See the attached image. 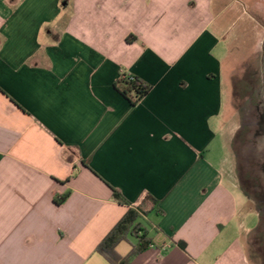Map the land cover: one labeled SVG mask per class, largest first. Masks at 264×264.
I'll return each instance as SVG.
<instances>
[{
    "label": "crops",
    "instance_id": "obj_1",
    "mask_svg": "<svg viewBox=\"0 0 264 264\" xmlns=\"http://www.w3.org/2000/svg\"><path fill=\"white\" fill-rule=\"evenodd\" d=\"M122 72L151 86L137 105ZM237 102L263 109L264 0H0V264H111L145 195L130 264H264Z\"/></svg>",
    "mask_w": 264,
    "mask_h": 264
},
{
    "label": "trees",
    "instance_id": "obj_2",
    "mask_svg": "<svg viewBox=\"0 0 264 264\" xmlns=\"http://www.w3.org/2000/svg\"><path fill=\"white\" fill-rule=\"evenodd\" d=\"M116 86V89L133 106L141 102L151 89L150 85L127 72L120 74ZM243 132V129H241L233 142V149L238 160L240 182L245 192L255 201L261 202L264 199V181L260 176L259 160L244 153V147L247 143L240 139V135ZM114 197L119 203L128 204L118 191H115ZM64 200L65 198H61L57 203L61 204ZM155 206V200L149 195H145L140 203L132 205L121 221L98 245L97 252L102 254L111 264H130L135 256L139 255V253L141 254L152 245V239L148 236L147 227L143 222ZM131 236L137 239V244L133 246L130 254L123 258L117 253L116 248L121 242L128 240Z\"/></svg>",
    "mask_w": 264,
    "mask_h": 264
},
{
    "label": "rangeland",
    "instance_id": "obj_3",
    "mask_svg": "<svg viewBox=\"0 0 264 264\" xmlns=\"http://www.w3.org/2000/svg\"><path fill=\"white\" fill-rule=\"evenodd\" d=\"M242 87V86H240ZM249 89V87H246V90ZM242 95L245 94L244 92H241ZM244 97V96H243ZM241 105L240 107H245V117L237 118L239 120L238 122L243 126V133L240 135V139L242 141H245L246 146L244 147V153L250 155L251 157H255L259 160L260 169L262 168V164H264V131H261V115L263 112V109L259 102H255V105L259 106L260 111L254 112V109H252V104L249 102L244 103H235L236 106ZM253 104V105H254ZM263 104V103H262ZM234 105V103H233ZM253 111V116L252 112ZM236 121V118L233 120ZM241 126V127H242ZM242 129V128H241ZM262 170V169H261ZM262 180L264 181V174L261 172L260 174ZM264 183V182H263ZM264 197V195H263ZM263 201V200H262ZM262 204V203H261ZM264 205V204H262ZM133 239V238H132Z\"/></svg>",
    "mask_w": 264,
    "mask_h": 264
},
{
    "label": "flooded vegetation",
    "instance_id": "obj_4",
    "mask_svg": "<svg viewBox=\"0 0 264 264\" xmlns=\"http://www.w3.org/2000/svg\"><path fill=\"white\" fill-rule=\"evenodd\" d=\"M263 115H261V131H264V103H263Z\"/></svg>",
    "mask_w": 264,
    "mask_h": 264
}]
</instances>
